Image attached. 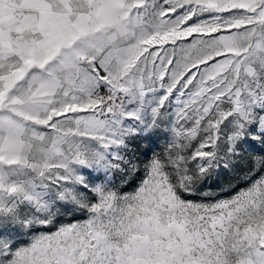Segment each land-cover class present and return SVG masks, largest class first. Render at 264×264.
Wrapping results in <instances>:
<instances>
[{
	"label": "snow or ice",
	"instance_id": "obj_1",
	"mask_svg": "<svg viewBox=\"0 0 264 264\" xmlns=\"http://www.w3.org/2000/svg\"><path fill=\"white\" fill-rule=\"evenodd\" d=\"M0 264H264V0H0Z\"/></svg>",
	"mask_w": 264,
	"mask_h": 264
},
{
	"label": "trees",
	"instance_id": "obj_2",
	"mask_svg": "<svg viewBox=\"0 0 264 264\" xmlns=\"http://www.w3.org/2000/svg\"><path fill=\"white\" fill-rule=\"evenodd\" d=\"M210 183L213 185V190L218 191L226 188L228 184L235 185L238 181L235 173H222L219 178H214Z\"/></svg>",
	"mask_w": 264,
	"mask_h": 264
}]
</instances>
